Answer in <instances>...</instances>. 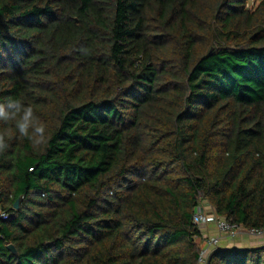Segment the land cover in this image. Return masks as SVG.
<instances>
[{
  "label": "trees",
  "instance_id": "16d2710c",
  "mask_svg": "<svg viewBox=\"0 0 264 264\" xmlns=\"http://www.w3.org/2000/svg\"><path fill=\"white\" fill-rule=\"evenodd\" d=\"M247 2L0 0V104L46 126L37 145L0 119V264H199L203 200L264 229V0ZM210 255L264 264L262 245Z\"/></svg>",
  "mask_w": 264,
  "mask_h": 264
},
{
  "label": "built area",
  "instance_id": "2783aa9c",
  "mask_svg": "<svg viewBox=\"0 0 264 264\" xmlns=\"http://www.w3.org/2000/svg\"><path fill=\"white\" fill-rule=\"evenodd\" d=\"M204 201H201L196 211L193 215V221L200 226L202 229L203 226L208 224H213L217 229V233L214 234H205L202 230L201 240L204 241V245L201 246L199 264H205L207 257L220 245H223L226 240L235 238L239 234H249L253 236H259L264 234V229H246L240 225L228 221L226 218L216 214L213 206L209 203L204 204ZM207 205H210L207 209ZM0 218L8 219L9 214L3 212L0 209Z\"/></svg>",
  "mask_w": 264,
  "mask_h": 264
},
{
  "label": "clouds",
  "instance_id": "9594fccd",
  "mask_svg": "<svg viewBox=\"0 0 264 264\" xmlns=\"http://www.w3.org/2000/svg\"><path fill=\"white\" fill-rule=\"evenodd\" d=\"M21 111H23V115L20 119H16ZM0 119L6 122L15 120V126L19 134L23 137L33 139V136H38L39 139L35 140L37 145L46 142V126L34 116L31 106L24 107L19 100L9 99L7 105L0 104ZM30 128L33 129L31 134L29 131ZM8 139H11V137H8ZM8 147L9 144L6 140V134L0 133V153H3Z\"/></svg>",
  "mask_w": 264,
  "mask_h": 264
},
{
  "label": "rangeland",
  "instance_id": "374dc122",
  "mask_svg": "<svg viewBox=\"0 0 264 264\" xmlns=\"http://www.w3.org/2000/svg\"><path fill=\"white\" fill-rule=\"evenodd\" d=\"M260 0H248L247 2V6L249 8L256 6L259 3ZM208 204V202L205 200L204 204ZM210 205H207V209L209 208ZM204 233V232H203ZM209 233V232H208ZM217 233V232H216ZM264 238V234L259 235V236H253V235H249V234H239L238 236H236L235 238H232L230 240H226L224 243H222L223 245H229V242H233L235 243L237 241V244H241V245H258L261 244L262 242L257 243L259 240H262ZM199 242H201V246L204 245V241L201 240V238H197ZM253 242V243H252ZM255 243V244H254ZM239 244V245H240ZM223 245H220L223 246ZM219 248V247H218Z\"/></svg>",
  "mask_w": 264,
  "mask_h": 264
},
{
  "label": "crops",
  "instance_id": "0c3cea01",
  "mask_svg": "<svg viewBox=\"0 0 264 264\" xmlns=\"http://www.w3.org/2000/svg\"><path fill=\"white\" fill-rule=\"evenodd\" d=\"M202 230L205 234H211V235L217 232V229L215 228V226L213 224H208V225L203 226ZM259 242H262V243L258 244V245L250 246V245H241L240 243H239L240 244L239 245V244H237V241H236L235 243L229 242V245H223V247H256L259 245H264V238L262 240H259L257 243H259Z\"/></svg>",
  "mask_w": 264,
  "mask_h": 264
},
{
  "label": "water",
  "instance_id": "95a60500",
  "mask_svg": "<svg viewBox=\"0 0 264 264\" xmlns=\"http://www.w3.org/2000/svg\"><path fill=\"white\" fill-rule=\"evenodd\" d=\"M18 205H19V200L16 201V204H15L16 208H18ZM262 246L264 247V245H262ZM8 248H9L12 252L16 253V248H15L14 245L9 244V245H8ZM210 259H211V255H209V256L207 257L205 264H209Z\"/></svg>",
  "mask_w": 264,
  "mask_h": 264
}]
</instances>
